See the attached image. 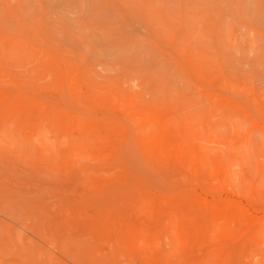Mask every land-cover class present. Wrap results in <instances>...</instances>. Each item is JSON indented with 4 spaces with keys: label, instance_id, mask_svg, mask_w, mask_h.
Returning a JSON list of instances; mask_svg holds the SVG:
<instances>
[{
    "label": "rangeland",
    "instance_id": "374dc122",
    "mask_svg": "<svg viewBox=\"0 0 264 264\" xmlns=\"http://www.w3.org/2000/svg\"><path fill=\"white\" fill-rule=\"evenodd\" d=\"M0 264H264V0H0Z\"/></svg>",
    "mask_w": 264,
    "mask_h": 264
},
{
    "label": "bare ground",
    "instance_id": "6f19581e",
    "mask_svg": "<svg viewBox=\"0 0 264 264\" xmlns=\"http://www.w3.org/2000/svg\"><path fill=\"white\" fill-rule=\"evenodd\" d=\"M77 173V172H76ZM166 218V217H165Z\"/></svg>",
    "mask_w": 264,
    "mask_h": 264
}]
</instances>
